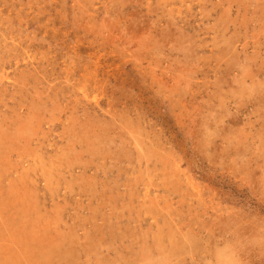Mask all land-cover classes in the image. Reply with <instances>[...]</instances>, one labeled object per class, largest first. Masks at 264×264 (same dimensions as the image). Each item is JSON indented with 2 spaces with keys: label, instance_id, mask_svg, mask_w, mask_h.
<instances>
[{
  "label": "rangeland",
  "instance_id": "obj_1",
  "mask_svg": "<svg viewBox=\"0 0 264 264\" xmlns=\"http://www.w3.org/2000/svg\"><path fill=\"white\" fill-rule=\"evenodd\" d=\"M0 264H264V0H0Z\"/></svg>",
  "mask_w": 264,
  "mask_h": 264
},
{
  "label": "bare ground",
  "instance_id": "obj_2",
  "mask_svg": "<svg viewBox=\"0 0 264 264\" xmlns=\"http://www.w3.org/2000/svg\"><path fill=\"white\" fill-rule=\"evenodd\" d=\"M31 106V105H30ZM35 132V131H34ZM6 137V136H5Z\"/></svg>",
  "mask_w": 264,
  "mask_h": 264
}]
</instances>
